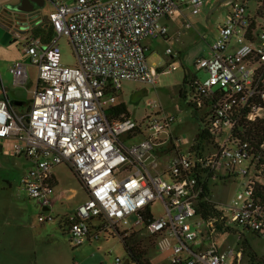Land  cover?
<instances>
[{
  "label": "built area",
  "instance_id": "built-area-1",
  "mask_svg": "<svg viewBox=\"0 0 264 264\" xmlns=\"http://www.w3.org/2000/svg\"><path fill=\"white\" fill-rule=\"evenodd\" d=\"M180 1L194 16L206 4ZM256 4L250 10L244 0L232 1L210 57L195 61L208 77L192 84L188 106L199 118L197 136L202 128L210 141H200L187 154L179 150L185 141L175 135L176 117L161 104L147 102L160 111L141 122L116 111L123 104L118 94L124 81L155 87L161 73L179 69L176 62L162 71L151 67L145 46L147 40L168 38L163 22L180 13L176 0L54 2L47 18L52 40L45 44L33 30L22 37L28 61L16 62L10 73L16 86L26 87L28 68L35 67L37 82L25 112L0 99V146L8 155L32 162L21 185L44 207L51 204L55 167L67 164L79 178L88 199L65 217L73 247L145 231L155 239L157 251H173L171 264H243L241 247L221 251L209 240L216 225L198 215L201 204L213 202L211 185L228 183L233 176L242 177L246 187L232 199L231 222L220 210L225 228L234 223L264 237V139L242 137L256 125L264 126V0ZM185 27L191 28L189 22ZM63 37L73 48V67L62 63L58 41ZM140 135L144 139L139 143H127ZM158 202L166 215L155 219L151 208Z\"/></svg>",
  "mask_w": 264,
  "mask_h": 264
},
{
  "label": "rangeland",
  "instance_id": "rangeland-1",
  "mask_svg": "<svg viewBox=\"0 0 264 264\" xmlns=\"http://www.w3.org/2000/svg\"><path fill=\"white\" fill-rule=\"evenodd\" d=\"M70 1L72 0L46 1L45 7L41 12V18L47 19L50 13L54 11V2L69 3ZM205 1L206 4L202 13L194 16L190 9L187 8L186 2L176 0L180 9L179 14L183 15V18L187 19V22L191 25L190 29H186L187 34L178 37L172 31V40L169 43H165L163 39L156 41L149 40L151 48L150 51H147V61L151 67L162 71L170 63L176 62L180 65L179 69L175 72L161 73L158 84L155 87L137 82L124 81L118 94V101L126 105L128 113L137 122H141L146 115H154L160 111V109L153 110L147 107V102L149 101L161 104L168 115L175 116V135L185 141L184 144H181V148H179L182 154L189 153L199 133V118L198 116L193 117L192 111L188 107L191 99L192 85L184 84L185 76L189 73V80L195 77L199 81L207 79V73L196 69L195 61L198 58L208 56L210 46L213 45L218 37V27L224 24L230 11V4H221L212 14L210 20H208V12L218 0ZM244 1L250 10L256 8L257 0ZM13 45L17 46L19 51L24 52V47L20 43V40ZM58 45L62 53L63 65L69 67L75 66L76 58L69 39L67 37L61 38L58 41ZM168 49L173 52L171 55L168 54ZM180 54L187 55L186 62L181 61ZM28 69L30 82L36 85L38 70L35 67H29ZM9 70L8 66H4L3 69L0 68V78L3 82H10L12 80ZM31 100V95L25 96L27 106L30 105ZM144 135L147 136V133ZM142 139H144V136L140 135L133 141H127V143L137 144ZM165 166H162L158 172L163 173ZM29 167L28 161L23 157H12L5 152L4 154L0 153V230L2 231H7L9 226L16 225H29L35 228L51 224L60 226L65 216L73 214L78 206L87 199L86 191L79 178L69 165L63 164L53 169L57 184L54 185L52 196L48 199L52 200V202L55 200V202L48 206L50 212H45L43 204L38 200L30 199L25 188L21 185L20 178L29 172ZM222 173L225 174L226 169ZM211 187L213 191L211 200L218 206L219 210L224 212L228 221L231 222L233 218V213L230 211L232 199L235 194L245 190V182L242 177L233 176L230 182H218L212 184ZM151 213L155 219H160L166 215L161 202L156 203L151 208ZM50 215L52 216V220H50ZM40 217L46 218L48 221L40 223ZM227 227L230 230L229 232L218 231L217 229L215 232H210L209 240L216 241L221 251L230 252L236 249L238 245L242 249L246 239L256 259L264 262V237H257L252 233L243 231L241 227L234 223H228ZM61 230L63 229L61 228ZM64 232L65 236L69 239L67 230H64ZM241 234L245 237L243 240H240ZM138 237L149 248V259L153 264H171V258L174 255L173 251L164 253L156 251L154 239L149 237L145 231H139ZM110 238L111 244L108 248V255L114 256L121 253L124 263L129 264L122 240L118 236H110ZM149 239L151 240L150 243ZM181 256L186 257L185 254H181ZM243 260V264H250L249 258L245 254Z\"/></svg>",
  "mask_w": 264,
  "mask_h": 264
},
{
  "label": "crops",
  "instance_id": "crops-1",
  "mask_svg": "<svg viewBox=\"0 0 264 264\" xmlns=\"http://www.w3.org/2000/svg\"><path fill=\"white\" fill-rule=\"evenodd\" d=\"M22 1L0 0V8L4 10L6 6H18ZM187 21L181 14L172 19L164 20L163 23L169 28V36L164 40L165 43L171 42L172 31L178 37L185 36L187 34L185 27ZM147 41V43L145 42V46L147 51H150L151 44L149 40ZM210 55L211 52L206 57H210ZM180 56L182 62L187 61V55L180 54ZM171 58L173 59L172 56ZM18 61L27 62L28 57L23 51H19L17 46H2L0 44V68L3 69L4 66H8L11 69ZM11 77L12 80L10 82H3L0 78V99L10 100L18 108V112H25L28 109L27 103H25V96L31 95L30 93L36 85L30 82L29 78L26 87H18L12 74ZM0 153L4 154L3 149H1ZM28 163L30 170L33 164L30 161ZM54 180L56 181L55 176ZM51 196L52 194L48 198ZM87 199L81 204L83 205ZM54 202L51 200V203ZM44 211L50 212L48 207H44ZM50 220H52V216ZM16 226H9L7 231L0 230V264H118V259L121 260L120 264H125L121 253L114 256L108 255V248L111 244L110 237L102 236L99 240L73 247L65 236L64 230H61L58 225L51 224L41 228L29 225Z\"/></svg>",
  "mask_w": 264,
  "mask_h": 264
},
{
  "label": "trees",
  "instance_id": "trees-1",
  "mask_svg": "<svg viewBox=\"0 0 264 264\" xmlns=\"http://www.w3.org/2000/svg\"><path fill=\"white\" fill-rule=\"evenodd\" d=\"M34 34L36 37L42 38L43 42L45 44L49 43L53 36H54V30L52 28V25L48 22L39 25L37 28H35ZM196 77L192 80H189V73L186 74L184 84H194L196 81ZM182 94V92H181ZM116 111L121 114H126L129 117L127 107L125 104H121ZM196 114L194 115V117ZM243 138L248 139L250 141H257L261 142L264 139V126H257L254 129L249 130L247 133L242 135ZM207 140L210 141V136L207 132H205L202 128H200V134L197 136L195 140V145L190 149L192 152L195 150L200 141ZM57 182L55 181V185ZM198 215H200L204 221L211 222L216 225V229L218 231L222 230L224 232H229L230 230L225 228L226 221H222V212L219 210L218 206L215 203L207 202L200 205V208L198 210ZM60 226L63 230H67V225L65 218L61 221ZM225 228V229H224ZM124 234H128L126 237L123 238L122 243L126 252V255L129 259V264H152L151 260L149 259V248L145 246L144 241L141 240L138 237V233H131L126 232ZM152 238V237H151ZM154 239V238H153ZM243 240V238L241 239ZM149 239V243H150ZM154 246H155V239H154ZM244 254L249 258L250 264H264L262 261H258L256 259V256L251 251V247L247 240L245 239L243 243L242 248Z\"/></svg>",
  "mask_w": 264,
  "mask_h": 264
},
{
  "label": "water",
  "instance_id": "water-1",
  "mask_svg": "<svg viewBox=\"0 0 264 264\" xmlns=\"http://www.w3.org/2000/svg\"><path fill=\"white\" fill-rule=\"evenodd\" d=\"M46 1L50 0H23L18 6H6L4 10L0 8V44L13 45L26 35L30 23L41 17ZM228 1L234 0H218L208 12V20L221 4ZM192 115L194 117L195 113Z\"/></svg>",
  "mask_w": 264,
  "mask_h": 264
},
{
  "label": "flooded vegetation",
  "instance_id": "flooded-vegetation-1",
  "mask_svg": "<svg viewBox=\"0 0 264 264\" xmlns=\"http://www.w3.org/2000/svg\"><path fill=\"white\" fill-rule=\"evenodd\" d=\"M227 4H230L231 3V1H228V2H226ZM225 4V3H224ZM47 22V19H45V18H39L38 20H36V21H33V22H31L30 23V28H29V30L27 31V33L28 32H30L31 30H33V31H35V28H37L39 25H41V24H44V23H46ZM26 33V34H27ZM22 39V38H21ZM21 39H20V42H21Z\"/></svg>",
  "mask_w": 264,
  "mask_h": 264
}]
</instances>
